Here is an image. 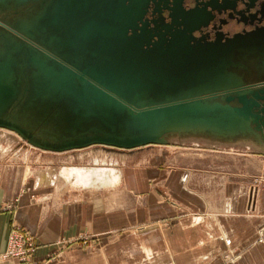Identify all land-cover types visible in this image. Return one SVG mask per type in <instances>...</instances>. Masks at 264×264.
<instances>
[{
    "label": "rangeland",
    "instance_id": "374dc122",
    "mask_svg": "<svg viewBox=\"0 0 264 264\" xmlns=\"http://www.w3.org/2000/svg\"><path fill=\"white\" fill-rule=\"evenodd\" d=\"M50 1L0 0V63L8 62L13 70L10 65H0V68L10 71V79L5 84L13 86L10 90L0 92V177L6 179H0V192L3 188L5 196H24V191L35 196L38 193L34 191L40 190L42 194L38 195L45 197L36 195L33 200L51 205L54 198L51 196H63V207L85 202L86 214L90 210L93 212L92 207H95L101 210L94 214L106 218H112L114 213L104 212V206H113L117 210L114 219H120L124 214L128 216V222L124 224L121 220V228L117 231L90 233L82 230L73 235L63 234L48 245H41L35 233L14 221L17 199H12L0 203V217L4 214L9 217V229L5 247L0 251V259L11 258L19 264H48L52 260H63L65 253L76 248L84 250L86 254L91 252L95 257L100 255L102 249L112 248L121 249L124 252L122 255L128 256L124 258V264H131L137 259L144 262L152 260L153 251L143 246V242L146 244L152 241L154 235L156 240H160L162 227L171 228L174 222L161 216L150 218L146 214L148 204H151L150 211L161 210L165 203L170 208L178 209L179 203L163 184L170 170L176 166L189 171L190 187L202 196L210 197V202L221 204V197L228 196L231 192L228 186L233 188V184L237 187L248 185L252 196L256 198L259 195V188L264 186V0H184V11L175 12L178 21L174 25L168 16L169 10L164 8L172 6L173 0L160 2L157 10L150 5L143 19L148 22L147 29H137L134 31L136 34L129 31L127 37L115 35L105 41V51L98 48L96 42L86 47L83 41L70 37V33L59 25H53L58 36L51 32L49 26H40L50 9ZM214 1L216 7L211 6ZM195 7L208 9L211 17L208 26L193 30L188 41H176L174 45V41H163L157 35L150 36V32L166 34L167 37L176 32L179 34L183 31L182 16L187 15L184 12ZM41 27L42 33L38 31L40 35H37L36 29ZM14 31L28 39L26 34L32 38L37 37L48 46L51 34L56 46L53 47L56 49L60 46L64 52L52 49L59 55L56 58L41 49L36 53L34 45ZM171 46H174V52L166 51ZM133 49L138 51L132 58L139 63V68L147 67V73L143 74L142 69H134L133 78L126 81L130 86L123 83L121 88L125 92H122L114 88L120 77L115 76L119 71L115 62L119 64L128 59L130 61L132 58L127 53H132ZM170 53L173 55L170 57L180 60L182 64L169 66L167 62ZM73 54H77L79 60ZM34 57L43 61H39L42 64L41 70ZM62 62L85 75L86 63H97L100 73L97 82L131 103L161 101L167 97L160 94L162 91L173 96L180 91H187L188 95L195 94L197 99L212 102H227L228 97H233L238 106L237 94L246 91V97L254 103L250 113L260 115L253 126L251 122L249 125L260 133L262 144H257L251 135L245 137L237 133L241 131L235 130L236 133L230 135L226 122L202 120L209 124L197 123L194 126L188 124L187 118H184L185 124H182L188 125L189 130L179 128L178 123L175 125L164 121L169 128H163L164 131L154 137L156 140H164L163 143L153 140L137 146L120 147L97 142L95 140L98 138L125 136L129 133L147 135L149 131L142 126L135 127L139 121L132 119L127 108L110 99H102L101 95L98 98L92 97L89 109L86 103L91 95H86V89L92 91L93 83L64 68ZM44 63L53 66L45 67ZM222 75L226 77L222 78ZM123 112L126 114L124 119L120 118ZM129 119L134 125L124 123ZM158 130V127H153L152 134ZM85 141L86 144H83ZM68 154L73 156L68 158L65 156ZM99 154L106 155V159H99ZM72 167L88 171L112 169L119 173L118 182L122 180V183L114 186L118 189L112 196L113 192H86L83 187L66 184L61 177L60 171ZM128 167L140 171L142 183L138 184V191L134 194L124 186L122 179L121 171L123 173ZM17 168H24V174L19 179L21 190L19 192L16 189L14 195L10 194V188L19 175ZM45 170L49 172L46 183L36 185L40 173ZM132 195L137 196L138 201ZM149 196H154L157 207L153 202L149 203ZM131 202L137 204L135 218L131 215ZM62 205L57 209H63ZM139 209L141 211H137ZM86 218V221L93 219L90 216ZM46 246L50 251L46 256L48 258L38 260L41 256L38 249ZM110 249H107L108 252ZM117 257L121 255L117 254Z\"/></svg>",
    "mask_w": 264,
    "mask_h": 264
},
{
    "label": "crops",
    "instance_id": "0c3cea01",
    "mask_svg": "<svg viewBox=\"0 0 264 264\" xmlns=\"http://www.w3.org/2000/svg\"><path fill=\"white\" fill-rule=\"evenodd\" d=\"M207 13L205 9L194 11V16L190 21L191 24L202 26L208 18ZM65 156L69 158L73 155L68 154ZM105 157L104 154L98 155L101 160H105ZM105 170L111 171L112 169ZM262 171L264 172V170ZM17 172L20 177H16L10 188V194L14 195L16 189L21 190L19 179L24 174V168H17ZM46 172L48 170L40 173L39 177ZM121 174L124 186L131 194L136 193L138 184L142 183L140 171L128 167L124 169L123 173L121 171ZM189 177V171L179 166L173 167L165 177L163 184L169 193L176 198L179 203L178 209L170 208L165 203L164 208L158 210L159 213L155 210L150 211L151 204H148L146 214L150 218L153 216L168 218L169 221L173 220L174 224L171 228L164 229L162 227L160 240H156V235H154L155 239L153 238L152 241H147L146 244L143 242V246H147L153 251L152 260L149 259L144 262V260L138 261L137 259L133 260L131 264H264V186L259 188V195L255 198L251 195L248 185L237 187L233 184V188L228 186L231 192L229 191L228 196L221 197L223 201L218 204L217 202H210L212 201L210 197L202 196L199 191L192 189L190 180H188ZM0 179L6 180L4 176ZM35 183L38 185V179ZM118 183L120 185L122 180L121 183ZM114 186L112 190L110 187L107 191V193L113 192L111 196L115 195L116 188L118 189L117 186L115 188ZM34 192L42 194L40 190ZM36 195L32 196L31 192L26 193L24 191V196H5V191L2 188L0 203L17 199L14 221L35 233L41 245H48L63 234L73 235L75 232L82 230L90 233L117 231L121 228V220L124 224L128 222V216L126 217L124 214L119 217L120 219L117 217L114 219L117 210L113 206H110V208L104 206V212L114 213L112 218L108 216L106 218L103 215H95V212L101 210L95 209V207H92L93 212H90V210L86 214L85 202L67 204L63 207L62 204L65 201V199H62L63 196H51L54 198L51 205H49L40 200H33ZM40 196L45 197L44 195H38V197ZM132 197H135V200L138 201L137 196L132 195ZM148 199L149 203L151 201L157 207L158 204L154 196H149ZM132 203H130L131 215L133 214L132 216L135 218L137 204ZM59 205H62L63 209H57ZM137 211H141V209ZM87 216L93 219L86 221ZM8 229L9 217L5 214L1 215L0 251L5 247ZM157 237L159 236L157 235ZM47 248L49 247L38 249L41 254L37 258L38 260L48 258L46 256L50 251ZM107 249H102L100 255L95 257L91 252L86 254L84 250L76 248V251L65 253L66 257L63 260H52L48 264H124L123 260L128 256L122 255L124 252L122 253L121 249L111 248L109 252ZM117 254H120L121 257H117ZM0 264L19 263L8 258L0 259Z\"/></svg>",
    "mask_w": 264,
    "mask_h": 264
},
{
    "label": "water",
    "instance_id": "95a60500",
    "mask_svg": "<svg viewBox=\"0 0 264 264\" xmlns=\"http://www.w3.org/2000/svg\"><path fill=\"white\" fill-rule=\"evenodd\" d=\"M163 1H166V0H51L49 7H48L50 9H49L48 13L45 14L44 18L42 19L40 26H49L51 29V32H54L58 36L59 33L53 25H59V27L60 26L62 28L64 27L66 29L67 33H70V37L79 38L81 41H83L84 44H86V47H87V45L88 46H89V44L93 45V43L96 42V44L98 45L97 47L102 49V51L103 50L105 51L107 49V48L105 49V47L107 46L105 41L111 40V38L114 37L115 35L120 34L123 37H125V36L127 37V36H129V34H128L129 31L134 32L137 29H140V30L147 29L146 26L148 25V22L146 20L144 21L143 19H144V16H145L149 6L150 5L154 6V10L155 9L157 10L159 3L163 2ZM183 1L184 0H173L172 6H169V7L164 6V8L169 10L168 16L171 17L172 25L176 24L178 21L177 20L178 15L175 14V12L178 11V12L183 13V11H184ZM254 1H256V0H252L250 2H254ZM214 5L215 4L211 3L212 7ZM214 7H216V6H214ZM193 9L194 8H192L189 12L185 11L184 14H187V15L182 16L181 24H182L183 31H180L179 34H177V32H176V34L179 36H182V38L176 36V34L167 37L166 34H162V33L151 34V32H150V36L153 37V36L157 35V36H159V39H163V41H174V43H175L174 45H176V43L180 42V41H188L192 37V31L195 29L201 28L200 24L193 26L190 22V19H191L190 15H191V11ZM208 13H210V17H211V12L208 11ZM208 21L206 23L202 24V26H206ZM139 23L141 25H139ZM38 31H41V33H42V27L36 29V34L40 35ZM124 32H126V33H124ZM133 34H136V33L134 32ZM142 34H148V33H142ZM26 35H27V37L30 38V40L34 41L36 44H39L40 46H42L46 50L52 52L53 54H49L50 57H55V58L59 57L58 53L54 52L56 49L57 50L61 49L62 50L61 52H64V50L62 48H60V46H57L58 48H56V49L54 48L56 46L54 45V39L51 38V34H50V46L41 42L37 37L32 38L29 34H26ZM184 36H185V38L183 39ZM99 41H103V42L99 43ZM171 47L172 48L170 50H169L170 47H168V49H166V51L174 52V50H173L174 46H171ZM34 49H35L36 53L38 52V50H40L36 46H34ZM52 49L54 51H52ZM137 51H138L137 49H133L132 53L130 51V53H127V54H129V56H131V58H132V56L134 54H136ZM169 55L173 56L171 53L168 54L169 60L167 63L169 66H175V65L177 66L179 63H181L180 60H174V58L170 57ZM73 56L75 57V59L79 60V57H77L78 56L77 54H73ZM33 59L38 64H39V61L43 62V61H41L35 57ZM180 59H182V58H180ZM115 64L119 70L115 74V76H120V77L116 81V84H114V88L117 90H120L122 92H125V91H123V88H121V85L123 83H125L126 86H130V85L126 84V81H130L131 78H133L132 74L135 73L134 69H142L141 72L143 74L147 73L146 72L147 67L142 66V68L141 67L139 68V63L137 61H135L133 58L130 61L128 59V61H126L125 63L117 64L115 62ZM0 65H10V64L8 62H6L3 64L0 63ZM41 65L39 67V70L42 69ZM43 65L45 67L46 66H48V67L53 66L51 64L49 65V64H45V63ZM64 68L68 69L67 67H64ZM11 70H12V66H11ZM95 71L97 72V74L95 73ZM12 72H13V70H12ZM89 73H92V75H90ZM99 75H100V73H99V69L97 67V63H93V65H89V63H86V81L88 80L89 82L93 83L92 85H94L93 86L94 88L92 91L86 89V95L89 93L91 95L89 100L87 98V100L89 101L88 104L86 103V105H88L89 109L92 106L93 98H98V95H101L102 99H105L108 97V95L103 90V88H101L97 85L96 79H100ZM50 81H51V79H50ZM56 86L60 87V85H57V84H56ZM117 86H119V87H117ZM12 87L13 86L1 82L0 83V92H3V91L8 90V89L10 90V88H12ZM137 87H139V85H137ZM143 88H145V87H143ZM136 89H138V88H136ZM195 89H197V88H195ZM138 92H137V94L140 95V93H138ZM239 93L237 94V100H238V106L237 107H239L242 111H244L246 113H250L249 110L251 109L252 104H254L253 101L246 97V95H245L246 92H244V93L239 92ZM160 94L168 96V94H170V93L162 91V93H160ZM103 95L104 96L107 95V96L102 97ZM186 96H190V95H188L187 91H183V92L180 91V98L182 101L187 100ZM194 96H195V94H194ZM166 99H167V97H166ZM213 99H215V98H213ZM203 100L204 99H200L199 101H203ZM227 100H228L227 101L228 103L234 102L233 97H228ZM206 101H207V99H206ZM216 101H221V100H214V102L209 101L208 104L209 103L215 104ZM134 103L139 105L138 101H135ZM155 103L160 104V101L155 102ZM155 103H141L142 105H140V106L152 105ZM160 112H161V109L159 107H157L155 110H148V111L142 112L141 114L142 115H144V114L150 115L152 113V115H154V118H155V115L157 116ZM250 114H252V113H250ZM253 115H255V114H253ZM255 116L258 119L260 118V115H255ZM124 117H126V114L124 112H123V114L120 113V118L124 119ZM202 120L214 121L213 119H209V118H205V119L200 118V120L198 118V119H196L197 122H194V123H196L194 126H196L197 123L209 124V122L207 123V122H204ZM214 122L216 123L217 121H214ZM124 123L126 125H134L132 123V121L130 122V119L128 122L125 121ZM153 123H155L154 120L148 121L149 125L153 124ZM155 125H150L151 126L150 129L147 128L148 127L147 124L142 125V128L144 130L147 129V131H149V132H147V135L146 134H130L129 133L130 135L129 134L125 135V136H118V135L114 136L113 135L114 137L98 138L95 141L101 142V143H111V144H114V145L120 146V147L137 146V145L145 144V143L153 141V140H154L153 142H158V143L162 142L163 143L164 140H161L160 138L156 140V138H154V137H156V135L161 134V132L164 131V129H163L164 127L160 128V125L156 126V127H158L159 130L157 133L152 134V128L155 127ZM134 126L135 127H141V126H136V125H134ZM175 130H181V129H175ZM86 141L88 142L89 140H86ZM86 141L83 144H86ZM68 146H71V145H68Z\"/></svg>",
    "mask_w": 264,
    "mask_h": 264
},
{
    "label": "bare ground",
    "instance_id": "6f19581e",
    "mask_svg": "<svg viewBox=\"0 0 264 264\" xmlns=\"http://www.w3.org/2000/svg\"><path fill=\"white\" fill-rule=\"evenodd\" d=\"M250 1V0H248ZM252 1V0H251ZM197 8L195 7L191 11V19L194 16V11H196ZM190 19V21H191ZM1 23V22H0ZM15 34L19 35L23 39L27 40L32 45L36 46L37 48L43 50L47 54H51L41 46H38L30 39L26 38L25 36L19 34L18 32L14 31ZM64 66L67 67L69 70H72L73 72H76L77 75H79L81 78L86 79V75L72 67L70 64H67L65 62ZM67 70L66 72H70ZM220 76V73H219ZM226 77V75H222V78ZM216 78V77H215ZM214 78V79H215ZM10 79V71L7 69L0 68V83L8 82ZM217 80V79H216ZM220 80V79H218ZM217 80V81H218ZM86 81V80H85ZM217 81L215 83H217ZM96 82V81H95ZM97 85L106 92L108 95L105 99H110L111 101L116 102L119 106H123L127 108V110L131 113L132 119L139 121L137 122L138 125L136 126H142L144 124H147L149 129L151 128L150 125L158 126L160 125V128L164 127L168 129L169 127L167 124H164L166 122H170L173 124H177L179 128L188 129V125H184V118L189 119L188 124H196L194 122H197L196 119L199 118H209L213 119L214 121H220V122H226L228 126V130L230 135H234L237 132L240 134H243V136L247 137L246 135H251L254 137V140L257 144L261 145V136L260 133L251 128V125H249V122H251L252 126L254 123L257 122L258 118L250 113H246L242 111L239 107L236 106L234 102H221L216 101L215 104H208V100L204 99L203 101H199L200 99H197V96L190 95L186 96L187 100L182 101L180 98V93L178 95H171L168 94L167 99H163L159 103H155L152 105H144L140 106L142 104H135L127 101L123 97H121L119 94L114 93L107 89L106 87L102 86L97 82ZM132 86V85H131ZM259 87V86H258ZM246 92V91H245ZM241 93H244L241 91ZM240 94V93H239ZM105 95V96H107ZM104 96V95H103ZM104 96V97H105ZM90 97H88V100ZM113 103V102H112ZM192 105H195V108H192ZM157 107L161 109V112L154 118V115L152 113L150 115H142V112L148 111V110H155ZM87 108V107H86ZM86 112V110H84ZM166 117V119H162L163 117ZM199 116V117H198ZM201 116V117H200ZM197 117V118H196ZM154 118V119H153ZM154 120L155 123L148 124V121ZM179 120V122L177 121ZM195 120V121H194ZM245 122V123H244ZM184 123V124H182ZM198 125V124H197ZM199 130V129H197ZM234 130V132H233ZM194 132V131H193ZM215 133V132H214ZM234 133V134H233ZM245 133V134H244ZM252 137V138H253ZM244 139V137H243ZM49 172L43 173L38 178V185L41 186L46 183L47 176ZM61 177L65 180L66 184L71 185L72 187H83L85 188L86 192L88 191H100V192H107L109 191L110 187H113L115 184H117L118 180L120 179L119 173H115L113 171H107L105 169H90L89 171L83 168H69L64 169L60 171ZM64 188V187H63ZM71 188V187H70ZM69 188V189H70ZM83 190V189H82ZM75 191V190H74ZM83 193V192H81ZM9 248V247H8Z\"/></svg>",
    "mask_w": 264,
    "mask_h": 264
},
{
    "label": "flooded vegetation",
    "instance_id": "af4514ba",
    "mask_svg": "<svg viewBox=\"0 0 264 264\" xmlns=\"http://www.w3.org/2000/svg\"><path fill=\"white\" fill-rule=\"evenodd\" d=\"M218 1H219V0H218ZM250 1H251V0H250ZM213 4H215V1H214ZM196 8H197V9H202V10L205 9V8H202V7H196ZM205 12H208V9H205ZM207 15H208V18H207V20L205 21V23L209 20L210 13H207ZM210 22H211V21H210ZM210 22H209V23H210ZM207 26H208V25H207ZM202 28H204V27H201V29H202Z\"/></svg>",
    "mask_w": 264,
    "mask_h": 264
}]
</instances>
